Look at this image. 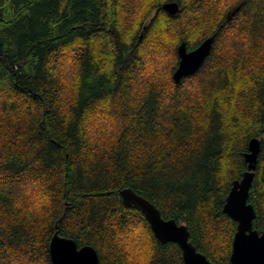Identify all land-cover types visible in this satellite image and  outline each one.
<instances>
[{
  "label": "trees",
  "instance_id": "obj_1",
  "mask_svg": "<svg viewBox=\"0 0 264 264\" xmlns=\"http://www.w3.org/2000/svg\"><path fill=\"white\" fill-rule=\"evenodd\" d=\"M213 34L201 69L175 82L178 46ZM253 137L261 232L264 0H0V264H51L57 224L100 264H184L125 188L229 264L237 222L223 207Z\"/></svg>",
  "mask_w": 264,
  "mask_h": 264
},
{
  "label": "water",
  "instance_id": "obj_2",
  "mask_svg": "<svg viewBox=\"0 0 264 264\" xmlns=\"http://www.w3.org/2000/svg\"><path fill=\"white\" fill-rule=\"evenodd\" d=\"M163 7L171 14L179 11L177 2H167ZM233 13H229V17ZM216 35L209 36L194 49H189L185 41L178 46L180 60L173 74L175 82H180L184 77L194 75L201 69L213 50ZM260 150L261 140L253 137L244 155L248 169L241 179L234 180L223 207V211L237 222L229 264H264V229L260 232L254 228L256 210L249 202ZM121 195L125 204L135 206L145 214L155 236L161 242L179 244L184 264H213L190 240L187 224L174 218H164L154 203L132 188L123 189ZM55 228L50 240L51 264H100V255L94 246H79L75 239L60 233L58 224Z\"/></svg>",
  "mask_w": 264,
  "mask_h": 264
},
{
  "label": "rangeland",
  "instance_id": "obj_3",
  "mask_svg": "<svg viewBox=\"0 0 264 264\" xmlns=\"http://www.w3.org/2000/svg\"><path fill=\"white\" fill-rule=\"evenodd\" d=\"M139 233H141V230H139V229H137V230H135L134 231V234H139ZM133 235H130V237H132ZM136 236V235H135ZM130 237H128V238H130ZM138 256L140 257V258H143V256H144V254H142V251L140 252V253H138Z\"/></svg>",
  "mask_w": 264,
  "mask_h": 264
}]
</instances>
